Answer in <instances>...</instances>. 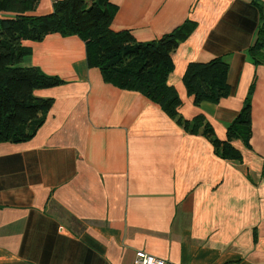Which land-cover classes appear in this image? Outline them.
Returning a JSON list of instances; mask_svg holds the SVG:
<instances>
[{
    "label": "crops",
    "instance_id": "0c3cea01",
    "mask_svg": "<svg viewBox=\"0 0 264 264\" xmlns=\"http://www.w3.org/2000/svg\"><path fill=\"white\" fill-rule=\"evenodd\" d=\"M60 1L39 0L36 14ZM110 1L111 30L136 42L195 24L167 80L179 116L202 117L201 130L226 141L251 97L250 147L235 140L241 157L225 159L158 103L106 82L80 36L25 41L23 66L61 84L34 91L53 105L32 138L0 142V264H133L138 251L174 264H264V58L250 52L264 1ZM215 58L229 64L230 93L196 105L187 67Z\"/></svg>",
    "mask_w": 264,
    "mask_h": 264
},
{
    "label": "trees",
    "instance_id": "16d2710c",
    "mask_svg": "<svg viewBox=\"0 0 264 264\" xmlns=\"http://www.w3.org/2000/svg\"><path fill=\"white\" fill-rule=\"evenodd\" d=\"M39 0H0V142H24L43 125L52 100L35 98L34 91L57 87L61 80L36 67L23 66L25 41H42L51 34L80 36L86 42L90 67L101 70L104 79L121 89L137 91L158 103L167 114L188 132H201L212 140L225 159H239L235 140L250 147L252 136V99L245 105L227 132V140L215 139L211 125L202 117L184 121L178 109L181 99L168 84L172 54L188 39L195 24L186 22L158 40L136 42L127 31L114 32L111 24L118 7L110 0H62L53 12L37 15ZM264 25L250 52L257 60L264 58ZM259 58V59H258ZM229 64L224 58L188 65L184 83L196 105L217 104L227 98Z\"/></svg>",
    "mask_w": 264,
    "mask_h": 264
},
{
    "label": "built area",
    "instance_id": "2783aa9c",
    "mask_svg": "<svg viewBox=\"0 0 264 264\" xmlns=\"http://www.w3.org/2000/svg\"><path fill=\"white\" fill-rule=\"evenodd\" d=\"M262 158H263V168H264V153ZM133 264H174V263L168 262L161 258L151 256L143 251H138L136 253V257Z\"/></svg>",
    "mask_w": 264,
    "mask_h": 264
}]
</instances>
